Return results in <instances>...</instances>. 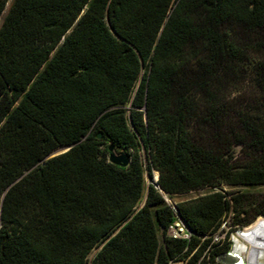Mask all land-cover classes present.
I'll return each instance as SVG.
<instances>
[{
	"label": "trees",
	"instance_id": "obj_1",
	"mask_svg": "<svg viewBox=\"0 0 264 264\" xmlns=\"http://www.w3.org/2000/svg\"><path fill=\"white\" fill-rule=\"evenodd\" d=\"M260 187L264 0H0V264H221Z\"/></svg>",
	"mask_w": 264,
	"mask_h": 264
},
{
	"label": "bare ground",
	"instance_id": "obj_2",
	"mask_svg": "<svg viewBox=\"0 0 264 264\" xmlns=\"http://www.w3.org/2000/svg\"><path fill=\"white\" fill-rule=\"evenodd\" d=\"M239 233L245 239L243 253L238 240H235L234 249L230 254L233 259L246 260V264H264V217L246 227Z\"/></svg>",
	"mask_w": 264,
	"mask_h": 264
},
{
	"label": "rangeland",
	"instance_id": "obj_3",
	"mask_svg": "<svg viewBox=\"0 0 264 264\" xmlns=\"http://www.w3.org/2000/svg\"><path fill=\"white\" fill-rule=\"evenodd\" d=\"M10 1H11V0H10ZM9 4H10V2L8 3V5H9ZM62 152H63V150H58V151L56 152V154H59V153H62ZM156 178H157V174L154 175V179H156ZM149 182H150L149 176L146 175V183H149ZM256 191L259 192V193H264V187L257 188ZM204 193H206V191L191 192V193L186 194V195H183V196L175 197L173 200H169V199H167V201H168V203H178V202H181V201H185V200H189V199H194V198H196V197H199V196L203 195ZM261 217H264V216H260V217H258L253 223H255V222H256L259 218H261ZM226 222L229 223V222H230V218L226 219ZM253 223H252V224H253ZM252 224H251V225H252ZM249 226H250V225H249ZM247 227H248V226H247ZM244 229H245V228H243V229L241 230V232H244V231H245ZM227 230H228V227H226V226L223 227L222 231L218 234V236H219V240H224V238H226ZM241 232H238V233H234V232H233V233H230V234H229V238H230V241H231V248H230L229 253H227V254H231V252L233 251V248H234L235 240H238L239 243H240V247H241L240 252H241V255H242V253H243V246H244L245 239H244L242 236H239V233H241ZM96 251H97V250L93 251V253L91 254L90 257H92ZM227 254H225L224 256H226ZM243 255H244V253H243ZM223 258H224L223 256L220 257V258H219V262H220L221 264H226V263L224 262V259H223ZM238 261H239V264H246V260H243V262H241V260L239 259ZM185 264H187V263H185Z\"/></svg>",
	"mask_w": 264,
	"mask_h": 264
},
{
	"label": "water",
	"instance_id": "obj_4",
	"mask_svg": "<svg viewBox=\"0 0 264 264\" xmlns=\"http://www.w3.org/2000/svg\"><path fill=\"white\" fill-rule=\"evenodd\" d=\"M99 137H100V135H99ZM71 147L72 146L60 147L57 150H55L53 153H51L49 155V158L54 157V156L59 155V154H62L64 152L68 151L69 149H71ZM58 150H63V152L56 154V152ZM109 151L111 152L110 156H109V162L110 163L115 164L117 166H121V167H127L129 165L131 158L129 157V155L126 152L117 153L114 151L113 146L109 147ZM155 180L156 181L158 180V174H157V178ZM223 257H224L223 258L224 262L226 264H239V261L237 259H233L230 254H227L226 256H223Z\"/></svg>",
	"mask_w": 264,
	"mask_h": 264
},
{
	"label": "built area",
	"instance_id": "obj_5",
	"mask_svg": "<svg viewBox=\"0 0 264 264\" xmlns=\"http://www.w3.org/2000/svg\"><path fill=\"white\" fill-rule=\"evenodd\" d=\"M224 225L221 227L218 233L214 235V241H219L218 234L222 231ZM242 230V229H241ZM241 230L237 229L234 233L241 232ZM167 235L173 239L177 240H190L192 232L188 229L186 224L181 220L177 219L173 224H171L168 228ZM170 264H185V262H171Z\"/></svg>",
	"mask_w": 264,
	"mask_h": 264
}]
</instances>
